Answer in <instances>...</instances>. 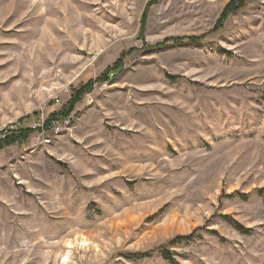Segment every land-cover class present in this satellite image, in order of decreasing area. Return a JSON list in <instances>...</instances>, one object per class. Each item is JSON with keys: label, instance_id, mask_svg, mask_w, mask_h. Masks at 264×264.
I'll list each match as a JSON object with an SVG mask.
<instances>
[{"label": "rangeland", "instance_id": "1", "mask_svg": "<svg viewBox=\"0 0 264 264\" xmlns=\"http://www.w3.org/2000/svg\"><path fill=\"white\" fill-rule=\"evenodd\" d=\"M230 1L0 0V130L85 86L0 148V264H264V0Z\"/></svg>", "mask_w": 264, "mask_h": 264}, {"label": "trees", "instance_id": "2", "mask_svg": "<svg viewBox=\"0 0 264 264\" xmlns=\"http://www.w3.org/2000/svg\"><path fill=\"white\" fill-rule=\"evenodd\" d=\"M243 3H244V0H231L226 5L225 9L221 13L222 20L225 19L230 12L235 11L238 7H241L243 5ZM120 63H121V60H119L116 65L120 66ZM84 87L85 86H83V84H81L78 92H76L75 94L73 93L74 97L71 98L69 104L64 108V111L52 112L49 115V119L56 118L58 116H65V117L69 116V112H70L72 105H74V103L78 102L79 97L82 94H84L83 93L85 90ZM29 134H30L29 129L22 128V129H20V131L18 133H13L9 136H6L4 140L0 141V148L4 145L5 146L12 145L20 139H25V138H27V136ZM226 222L229 223L238 232L246 233L248 231V229L243 228L238 222L234 221L231 218L226 219ZM189 238H191V236H179L176 238V241H182L183 242V240H187ZM134 256H136V255H134ZM139 256L144 257V256H146V254H140ZM161 256L164 260L169 261L171 264H176L175 260L172 258V256H170L169 252L164 251L161 253Z\"/></svg>", "mask_w": 264, "mask_h": 264}, {"label": "built area", "instance_id": "3", "mask_svg": "<svg viewBox=\"0 0 264 264\" xmlns=\"http://www.w3.org/2000/svg\"><path fill=\"white\" fill-rule=\"evenodd\" d=\"M54 102L59 104V100L57 99H55ZM70 126L71 122L69 116H58L56 118L49 119L48 115H39L36 118V121H34L31 126L29 125L28 129L33 134L35 145L48 147L65 129H68ZM22 127L23 126H19L18 129ZM13 128L14 127L11 126L0 130V141L4 140L6 136L11 135L14 130Z\"/></svg>", "mask_w": 264, "mask_h": 264}]
</instances>
